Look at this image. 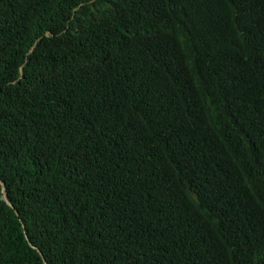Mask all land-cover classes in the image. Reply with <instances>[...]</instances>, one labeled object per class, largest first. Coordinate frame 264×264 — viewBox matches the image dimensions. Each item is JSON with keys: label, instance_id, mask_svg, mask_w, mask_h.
<instances>
[{"label": "trees", "instance_id": "1", "mask_svg": "<svg viewBox=\"0 0 264 264\" xmlns=\"http://www.w3.org/2000/svg\"><path fill=\"white\" fill-rule=\"evenodd\" d=\"M0 264H264V0H0Z\"/></svg>", "mask_w": 264, "mask_h": 264}, {"label": "water", "instance_id": "2", "mask_svg": "<svg viewBox=\"0 0 264 264\" xmlns=\"http://www.w3.org/2000/svg\"><path fill=\"white\" fill-rule=\"evenodd\" d=\"M1 184H2V190L4 191L2 197H3V199H5V201H6L9 205L12 206L11 202L8 200V198H7L6 194H5L6 185H5V183H4L3 181H1ZM23 227H24V226H23Z\"/></svg>", "mask_w": 264, "mask_h": 264}]
</instances>
